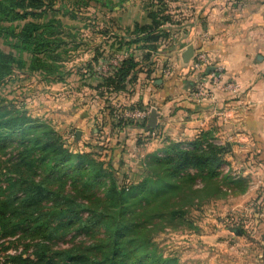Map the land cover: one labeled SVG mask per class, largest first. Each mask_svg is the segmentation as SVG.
Here are the masks:
<instances>
[{"label":"trees","instance_id":"obj_1","mask_svg":"<svg viewBox=\"0 0 264 264\" xmlns=\"http://www.w3.org/2000/svg\"><path fill=\"white\" fill-rule=\"evenodd\" d=\"M53 4L52 0H0V22L8 24L0 25V35L14 40L11 50L27 55L23 58L0 48V88L14 67L26 68L46 82L62 79L60 61L67 49L60 21L45 20L21 32L12 26L17 20L41 17ZM148 16L150 24L134 25L131 43L147 42L154 50L153 42L163 34L158 12L149 11ZM96 60L94 55L92 61ZM138 63L129 53L95 86L99 95L124 91ZM86 68L92 71L93 66ZM192 85L193 80L187 82ZM210 134L199 132L190 142H174L161 154L147 155L136 180L126 186L127 174L120 171L113 151L105 160L102 146L83 151L68 140L65 146L55 129L26 109L9 107L0 97V152L6 155L0 160V240L16 236L34 246L28 254L29 244L24 243L23 249L6 254L5 263L180 264L176 256L158 250L152 235L168 223L195 226L180 205L192 201L197 178L212 185L211 198L220 194L218 176L229 147L215 144ZM72 229L96 235L87 243L50 245V238Z\"/></svg>","mask_w":264,"mask_h":264},{"label":"crops","instance_id":"obj_2","mask_svg":"<svg viewBox=\"0 0 264 264\" xmlns=\"http://www.w3.org/2000/svg\"><path fill=\"white\" fill-rule=\"evenodd\" d=\"M95 1L100 13L82 19L87 22L93 17L98 42L108 43L111 52L130 50L139 63L124 91L99 95L95 86L108 73L97 72L100 55L87 47L88 58L79 62L74 76L66 77V131L78 129L83 135L88 128L103 144L102 158L108 160L113 151L120 171L137 178L147 155L161 154L174 142H190L209 129L217 141L229 144L223 155L225 164L236 163L242 168L238 176L226 178L227 190L210 200L212 217L222 218L214 219V231L209 235L215 238H211V251L204 261L264 264V0ZM149 11L158 12L159 33L163 34L153 42L154 50L147 42L131 43L134 25L151 23ZM165 16L168 19L163 20ZM188 46L193 52L205 50L208 66L220 65L222 82L237 88L216 90L213 101L195 107L186 97L187 82H192L187 72L191 57L183 58ZM148 50L151 54L144 58ZM88 65L93 66L91 72ZM167 67L169 75L164 74ZM71 79L75 84L89 83L88 87L73 88ZM63 101L55 100L52 105L63 107ZM226 101L244 103L238 107L237 122L212 115L213 108H222ZM117 104L148 109V115L139 123L118 120L110 112ZM151 108L157 113L154 126L148 124ZM45 109L48 107L42 105L36 111ZM214 117L221 124L216 129L211 124ZM235 130L252 137L248 146L240 148L227 140ZM236 227L241 231H232Z\"/></svg>","mask_w":264,"mask_h":264},{"label":"rangeland","instance_id":"obj_3","mask_svg":"<svg viewBox=\"0 0 264 264\" xmlns=\"http://www.w3.org/2000/svg\"><path fill=\"white\" fill-rule=\"evenodd\" d=\"M52 1L54 2L53 9H47L41 17L17 20L12 23V26L16 29L15 32H21L24 28L31 29L45 20L50 22L54 20L60 21L61 32H63L66 41L65 49H67V52L62 54V60L60 61L62 79L58 82H46L41 79L40 75L30 72L26 68L14 67L13 73L4 80L0 88V97L5 100L9 107L14 105V108L26 109L30 115L38 117L39 120L46 125L55 129L65 146L66 140H68L73 142L76 148L83 151L90 150L89 146L91 145L98 149V147L103 144L96 139L95 134L88 130V128L84 130L83 135L79 134V137H76L75 132H72L73 130L71 129L66 131V121H64L66 120V77H68L70 73L74 76L75 72L79 69V62L88 58V53L85 52L87 47L91 46V49H93V51L95 50L94 54L97 53V55H100L99 60L104 68L110 66L109 61L116 53L110 51L108 43L102 45L101 41L98 42L100 39L96 38L97 35L95 32V23H93L94 20H92L93 17L87 22L82 19L86 15L93 16L96 12L100 13V7H98V3L95 0ZM0 25L8 26L7 23L1 22ZM72 40H74V42H71ZM14 43V40L4 38L0 35V48L3 50L13 51L11 50V45ZM107 47L108 49H106ZM127 48H129V46H127ZM126 51H128V49H126ZM13 53L23 58L27 56L24 52L19 53L13 51ZM71 68H73L72 72L70 71ZM71 82V86L76 89H86L89 84H75L72 79ZM59 99L64 100L63 107L57 108L55 105H52V103ZM43 100L49 101H46L48 103H44ZM42 105L48 107V109L37 112L36 109H42ZM195 105L197 108L198 106H202ZM115 106H118V104ZM62 114H65L64 118H62ZM211 124L213 126L212 128L215 129L221 126L215 117L212 119ZM208 137L212 139L213 142L214 140H218L217 135L214 134H210ZM5 158L6 155L0 152V160L3 161ZM221 166L223 167L220 168L221 173L218 176L220 178L219 180H221V192L220 194L218 193L219 195L227 190V185L225 183L226 177H231L235 169L240 171V168H242L240 165L233 163V165L228 166V171H224L226 168L224 165ZM123 175L125 176V173ZM121 176L122 175L119 176L120 179ZM134 179L135 178H132V176L126 175L123 183L128 186ZM194 187L198 189V191L192 198V201H183L180 206L186 211L187 218L190 219L192 225L195 226H188V224L184 222H176L175 224L168 223L162 227V229L156 230V232L154 231L152 235V241L156 244L158 250L161 251L164 256H176L180 264H206L204 260H206L207 251H211L209 250V248H211L209 244L213 240L211 238H215L209 235L214 231V219L219 220V218H222L220 217L222 215L215 216V218L212 217V210L210 207V200L212 199L210 195L214 192L212 185H205L200 178H197ZM65 188L67 191H71L68 184H65ZM95 235L96 234L93 232L77 233L76 230L72 229L65 234L60 233L50 238L49 243L53 248H59L82 241L87 243ZM0 241V262H2V264H6L4 261L6 254L23 249L24 243L29 244V248L27 249L28 254H31L34 249L33 242L29 239L19 240L16 236H12ZM4 247L7 248L3 249Z\"/></svg>","mask_w":264,"mask_h":264},{"label":"built area","instance_id":"obj_4","mask_svg":"<svg viewBox=\"0 0 264 264\" xmlns=\"http://www.w3.org/2000/svg\"><path fill=\"white\" fill-rule=\"evenodd\" d=\"M130 50L117 52L114 57L109 61V67H102L100 64L96 67L98 73H111L113 68H116L121 60L128 56ZM208 68H211L208 70ZM188 75L191 76L193 80L192 87L186 88V97L195 104H201L203 102H211L214 100V92L216 90H235L236 85L223 83L222 82V68L220 65L208 66V55L203 49H198L192 53L190 67L188 68ZM170 68L167 67L164 70L165 75H169ZM240 102H236L235 104L226 101L224 102L222 108L214 109L212 115L221 116L222 119L226 122L229 120H234L237 122V118H239L236 114L238 111V107H241ZM113 116L122 121H131V122H141L148 115V109L145 108H129L126 106L118 105L113 107L112 109ZM223 121V122H224ZM227 140L229 142H233L239 145L240 148H245L252 141V137L239 131L235 130L231 132L227 136ZM214 143L223 144L220 141L214 140ZM226 170L228 171V164H223ZM223 167V166H221ZM239 171L236 169L232 172V176H238ZM2 264V262H0Z\"/></svg>","mask_w":264,"mask_h":264},{"label":"water","instance_id":"obj_5","mask_svg":"<svg viewBox=\"0 0 264 264\" xmlns=\"http://www.w3.org/2000/svg\"><path fill=\"white\" fill-rule=\"evenodd\" d=\"M192 53H193V48L192 46H188L186 48V50L184 51L183 53V58L185 61H187L191 56H192ZM211 68H208V70H210ZM156 118H157V113H156V110L155 108H151L150 110V114H149V118H148V124L150 126H154L155 125V122H156ZM79 134H80V131L77 129L75 131V136L76 137H79ZM227 146H229L228 143H226Z\"/></svg>","mask_w":264,"mask_h":264}]
</instances>
